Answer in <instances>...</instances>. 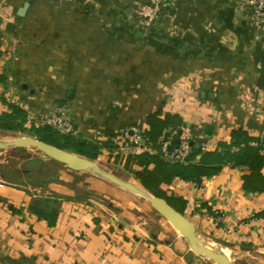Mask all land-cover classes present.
I'll use <instances>...</instances> for the list:
<instances>
[{
  "label": "crops",
  "instance_id": "crops-1",
  "mask_svg": "<svg viewBox=\"0 0 264 264\" xmlns=\"http://www.w3.org/2000/svg\"><path fill=\"white\" fill-rule=\"evenodd\" d=\"M146 2L0 0V115L15 104L37 127L65 104L77 134L113 154L158 153L124 131L139 125L143 136L158 110L181 115L205 151L239 128L264 144V21L253 5L176 0L148 21ZM57 164L46 183L0 174V196L21 210L0 203V264H206L156 211L131 207L128 191ZM245 173L225 166L201 187L179 177L163 185L186 200L202 241L240 259L264 253V192H246ZM37 201L47 216L29 210Z\"/></svg>",
  "mask_w": 264,
  "mask_h": 264
},
{
  "label": "trees",
  "instance_id": "trees-1",
  "mask_svg": "<svg viewBox=\"0 0 264 264\" xmlns=\"http://www.w3.org/2000/svg\"><path fill=\"white\" fill-rule=\"evenodd\" d=\"M8 107L9 110L0 115L1 131L28 133V135L38 137L98 162L120 165L137 181L138 185L155 196L165 198L182 213L185 212L187 207L186 200L182 197L169 195L163 189V185L171 184L177 177L193 181L197 187H201L205 179L218 174L225 166L241 167L247 170V173L242 177L244 190L248 193L264 192V174L262 172L264 168V144L259 139L252 137L243 128L232 130L229 134L230 142L221 141L219 148L215 151L203 150L201 142L193 139L190 141V154L185 160L188 163L184 164L168 160L161 152V138L172 135L169 132L170 128L173 131L177 130L169 147L170 151L181 145V126H185L186 123L179 114H163L162 110H158L148 115L146 120L148 128L144 131L142 138H144L147 146L157 150L158 153L113 154L105 153L103 147L89 142L79 134H63L49 125L31 126L30 129H27L26 111L15 104H10ZM253 142L257 145H253ZM198 156H201L200 160L193 162ZM27 162L28 167H18L11 178L5 172L0 174L3 179L22 180L27 177L32 184H40L57 178L62 170L54 160H52V163L47 164L42 158L31 159L30 157ZM6 168V166H3V169ZM128 193L133 196L132 193ZM1 202L9 204L7 199L0 196ZM41 202H35L29 209L38 214L40 218L44 215L43 211H40ZM9 208L15 213L21 212V210L15 209L10 204ZM44 216H47L46 213ZM53 219L55 217L51 218L52 222Z\"/></svg>",
  "mask_w": 264,
  "mask_h": 264
},
{
  "label": "water",
  "instance_id": "water-1",
  "mask_svg": "<svg viewBox=\"0 0 264 264\" xmlns=\"http://www.w3.org/2000/svg\"><path fill=\"white\" fill-rule=\"evenodd\" d=\"M27 7L28 4L22 9L21 15L25 14ZM28 147L38 149L40 157L45 160H54L73 171H91L98 177L113 183L117 187L136 196H140L146 200L154 211L166 219L185 237L194 253L211 260L215 264H233L231 260L219 253L220 249L218 246L216 247L210 243L204 244L199 237L197 227L184 215V213L174 208L165 198L155 196L140 185L130 180L123 179L106 170L96 160L87 158L31 135L18 136L12 140H0V150Z\"/></svg>",
  "mask_w": 264,
  "mask_h": 264
},
{
  "label": "built area",
  "instance_id": "built-area-1",
  "mask_svg": "<svg viewBox=\"0 0 264 264\" xmlns=\"http://www.w3.org/2000/svg\"><path fill=\"white\" fill-rule=\"evenodd\" d=\"M174 1L176 0H147V2L139 9V15L148 21H155L164 11L169 9ZM248 2L253 5L257 18L264 21V0H248ZM49 118L50 121H47V124L54 123L62 132L65 131V133H75L76 126L69 115L67 105H55ZM124 131L135 148L140 150L143 147H147L143 141L142 129L139 125L125 128ZM175 133H177V130ZM180 139L181 145L172 151H170L169 147L173 142V136H169L161 142V152L168 160L185 162L187 156L190 154V141L193 140L192 129L187 126H181ZM252 144L257 145L255 142ZM3 184L4 183L0 180V186Z\"/></svg>",
  "mask_w": 264,
  "mask_h": 264
},
{
  "label": "rangeland",
  "instance_id": "rangeland-1",
  "mask_svg": "<svg viewBox=\"0 0 264 264\" xmlns=\"http://www.w3.org/2000/svg\"><path fill=\"white\" fill-rule=\"evenodd\" d=\"M49 118V117H48ZM47 121H50V118L47 119L45 122H41L38 124L37 127H41L43 125H49L52 126L54 129L60 131L63 134H71V135H77V129L75 130V133H65V131L59 130L58 126L54 123L52 124H47ZM31 124V123H30ZM35 125H32V127ZM27 129H30L31 126H26ZM18 136H28V133H19V132H5V131H0V140H12ZM38 138V137H36ZM40 156L39 150L33 147H28V148H12V149H5V150H0V173L5 172L7 176L10 178L12 177L13 173L16 172V169L18 167L24 168L28 167V158L34 157L37 159V157ZM98 162V161H97ZM103 168L106 170L116 174L117 176L130 180L133 183L137 184V181L134 180L131 175L126 172L120 165H117L115 163H105V162H98ZM3 166H6V169H3ZM41 176V175H40ZM84 177H96L93 172H88L87 174L83 175ZM90 192V191H88ZM93 192V191H92ZM92 195V194H91ZM133 196H129V204L131 207L135 206L133 202L139 204H142L143 208L146 209L147 211H153V209L150 207V205L141 198L140 196H136L132 194ZM93 197H98L97 195L94 194ZM142 209H140L141 211ZM143 213V210L141 211ZM144 215V214H143ZM159 216H156L158 218ZM164 221V220H163ZM205 244V241H202ZM215 246H224L221 245L220 243H215ZM219 246V247H220ZM246 248V246H245ZM233 251V256L231 258V262L233 264H264V253H260V251H257L254 253V255H250L249 253H245L247 256H243V259H240V252ZM205 259V260H204ZM204 261H207L206 264H215L211 260L204 258ZM235 260V261H234Z\"/></svg>",
  "mask_w": 264,
  "mask_h": 264
},
{
  "label": "bare ground",
  "instance_id": "bare-ground-1",
  "mask_svg": "<svg viewBox=\"0 0 264 264\" xmlns=\"http://www.w3.org/2000/svg\"><path fill=\"white\" fill-rule=\"evenodd\" d=\"M212 244V243H211ZM215 246V244H212ZM220 246V245H219ZM218 246V247H219ZM217 247V246H216ZM220 251L219 253H221L225 258L231 260L232 256H233V251L231 248L227 247V246H220L219 247ZM235 261V260H234Z\"/></svg>",
  "mask_w": 264,
  "mask_h": 264
}]
</instances>
